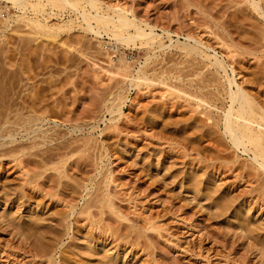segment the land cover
<instances>
[{"label":"rangeland","instance_id":"obj_1","mask_svg":"<svg viewBox=\"0 0 264 264\" xmlns=\"http://www.w3.org/2000/svg\"><path fill=\"white\" fill-rule=\"evenodd\" d=\"M101 3L164 46L96 36L70 9L38 16L54 37L0 18V264H264V167L188 94L223 99L217 54L264 101V0ZM123 61L153 84L126 79Z\"/></svg>","mask_w":264,"mask_h":264},{"label":"bare ground","instance_id":"obj_2","mask_svg":"<svg viewBox=\"0 0 264 264\" xmlns=\"http://www.w3.org/2000/svg\"><path fill=\"white\" fill-rule=\"evenodd\" d=\"M3 3H4V5H3ZM83 3L84 4L86 3L87 7L89 6V8H86V5L84 6ZM255 3H257V2H255ZM101 4H102L101 0H0V18H1V22L5 25L4 28H6V27L8 28V26L10 25V22L13 20L14 21L15 20H17V21L24 20V21H27V22H25V23H27V26L30 25L32 28L35 29L36 34L40 33L41 36L43 35V36H47V37H54L55 32L51 28H49L46 23L42 22L43 20L41 21L38 18V16L42 15L43 18L45 20H47V19H49V17L61 14L62 10L70 9V10L77 12L80 15V17H82V20L87 24L85 30L93 33L96 36L101 37V36H103V33L105 32L107 35H109V37L116 40V42H120V43L126 44V45H129L131 42L133 44L137 39H140L142 41V44H147L149 46L150 45L153 46V44L158 42L159 47L164 46L163 41H161V37H160L161 35L155 32L154 27L151 26L150 24H147V23L145 24V26H143L141 24V22L136 21L135 17H133V18L129 17L127 15V9H126L127 7L126 6H125L126 7L125 8L124 6H121L118 4L117 5L109 4L106 8H104L103 5H101ZM8 7H13L17 12H16V14L10 15V16L5 18L4 16H6V15H4V13H5L4 9H7ZM256 7H258V6H256ZM47 8H50L51 10L48 11ZM55 9L60 10V11H56ZM29 12H33L37 18H35L33 16H29L28 15ZM2 18H4L3 19L4 21H2ZM93 21H95V24L93 23ZM130 28H133L134 31L130 32L129 31ZM148 30H149V32H147ZM169 38H171V37H169ZM194 39H196V38H194ZM181 49L184 50V52H186V55L187 54L188 55L199 54V52H201V54H202L205 52V50H203V49L201 50L200 47L198 49L194 45H186L185 44L181 47ZM229 53H228V55H230ZM201 54H199V55H201ZM205 54H206V57L210 59V57L208 56L209 54H207L206 52L204 53V55ZM192 57L194 58V56H192ZM214 57H215V62L210 61V63L211 62H213V63H211V64L208 63V66L214 67L215 70H217L218 72H219V69H222L223 71H225V76H226L225 81L223 79H221V80H223V83L221 82V84H223V91L225 90L223 92V94L225 96L223 97L224 102H221L220 106L218 105V101H220V99H222V98L218 97V95L220 94V91H221V89L219 87H216L217 93H215V94H213L214 93L213 90H212L213 93L211 91H208V92H210L209 94H211V93L213 94V95L211 94L212 96L211 95L207 96L208 92L206 93L207 95H205L204 92H203V94H202V92L201 93L194 92V90H192L193 91L192 92V91L186 90L185 88H182L180 86H179V88H177V90L183 91L185 93H187L189 91L190 92V93L188 92L189 96H192L193 98H195V100L197 99V102H200V103L203 102L202 104H204V103L207 104L209 108L214 106L215 108H217L219 110L221 109L220 114L216 112L218 114L216 116V115H214L213 111L211 109L208 110L207 105L204 104V106L206 107V111H205V109H204V111H202L203 115L205 116V118L203 117L204 121H206V120L211 121L212 120L211 123L216 124L219 127L221 125H223L222 126V127H224L223 132L228 137V139L230 140V144L232 145L231 147H234L235 149H238V150L242 149L243 152H247L248 154H251L253 161H255V163H258V165L263 168L264 167V101H262L260 98H258L256 96V95H258L257 93H256V95H254L253 93L250 92V90L247 89V87L246 88L243 87V85H241L237 81H235L234 78L229 77V74L227 72V65H226L225 61L219 59L217 57V54H216V56L214 55ZM120 60H122V59H120ZM109 61L110 62L113 61V56L109 55ZM124 62L125 61H123V63H122L123 65L121 64L122 66L121 65L119 66L122 68V70L124 72L121 69H119V70H121V72L125 75L126 79L129 78V80H131V82H133V84L139 88H142V86H145V85L149 86V85L153 84L152 82H154V81L150 80L152 77L149 78V76L147 75V73L145 72L144 69L140 68L139 70H137L136 73H134V72L132 73V71L129 72L128 71V69H129L128 62L127 61H126V63H124ZM184 62H185V60H184ZM201 63H202V61H201ZM205 65H207V64H205ZM195 68H197V67H195ZM232 70L234 71L233 67H232ZM128 72L130 74H128ZM114 73H119V71L118 72L114 71ZM175 74H177V73H175ZM189 74H190V72H189ZM172 76H174V75H172ZM191 76H193V75H191ZM157 80H158V78H157ZM192 82H194V81H192ZM192 82H190V84L195 85ZM225 82L228 84V86H226V84H224ZM217 83H219V82H217ZM207 85L208 84H206V83L205 84L198 83L195 85V88L197 90L201 91L203 88L205 89L206 87H208ZM224 85H225V89H224ZM233 85H235L236 88H234ZM177 86L178 85H175V87H174V85H173V88H176ZM175 90L176 89H173V91H175ZM168 91H169V89H168ZM171 91H172V89L170 90V92ZM251 91H252V89H251ZM172 92H171V94H172ZM203 95H205V96H203ZM186 97H188V96H186ZM120 98H121V96H120ZM200 103L197 104L198 107L200 105H202ZM120 109L121 108L118 107V111H120ZM41 119H42V117H41ZM6 121H7V119H6ZM29 121H31V118L29 119ZM25 123L28 124V122H25ZM207 123H209V122H207ZM29 125L32 126V124H29ZM221 128H219V129H221ZM42 138H44V137H42ZM44 141H45V139H44ZM37 143L35 141L36 145H37ZM33 145L34 144H32V146ZM111 199L108 200L109 206H111ZM88 208H89V206H88ZM152 227H154V226H152ZM51 249L52 248H50V250ZM45 250H44V252H45ZM50 250L48 249L47 251L49 252ZM50 259L51 258H49V260Z\"/></svg>","mask_w":264,"mask_h":264}]
</instances>
